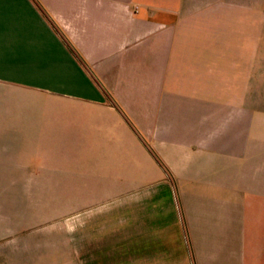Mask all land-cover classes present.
Returning a JSON list of instances; mask_svg holds the SVG:
<instances>
[{
  "label": "crops",
  "instance_id": "1",
  "mask_svg": "<svg viewBox=\"0 0 264 264\" xmlns=\"http://www.w3.org/2000/svg\"><path fill=\"white\" fill-rule=\"evenodd\" d=\"M260 11L0 0V264H264Z\"/></svg>",
  "mask_w": 264,
  "mask_h": 264
},
{
  "label": "rangeland",
  "instance_id": "2",
  "mask_svg": "<svg viewBox=\"0 0 264 264\" xmlns=\"http://www.w3.org/2000/svg\"><path fill=\"white\" fill-rule=\"evenodd\" d=\"M243 3H245V1H243ZM257 3H258V9H259V24H261L262 15H261L260 10L264 11V0H257ZM261 39L264 40V32L261 33Z\"/></svg>",
  "mask_w": 264,
  "mask_h": 264
}]
</instances>
